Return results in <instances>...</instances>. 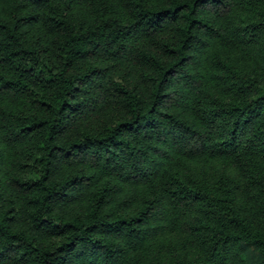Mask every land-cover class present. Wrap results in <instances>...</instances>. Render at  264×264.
<instances>
[{
  "label": "trees",
  "instance_id": "obj_1",
  "mask_svg": "<svg viewBox=\"0 0 264 264\" xmlns=\"http://www.w3.org/2000/svg\"><path fill=\"white\" fill-rule=\"evenodd\" d=\"M0 264H264V0H0Z\"/></svg>",
  "mask_w": 264,
  "mask_h": 264
}]
</instances>
